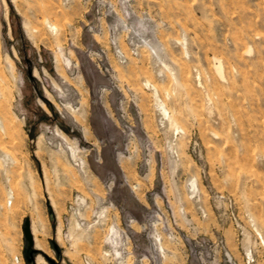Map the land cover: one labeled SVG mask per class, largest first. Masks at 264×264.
<instances>
[{"label": "rangeland", "instance_id": "rangeland-1", "mask_svg": "<svg viewBox=\"0 0 264 264\" xmlns=\"http://www.w3.org/2000/svg\"><path fill=\"white\" fill-rule=\"evenodd\" d=\"M6 1L0 264H264V0Z\"/></svg>", "mask_w": 264, "mask_h": 264}, {"label": "bare ground", "instance_id": "bare-ground-1", "mask_svg": "<svg viewBox=\"0 0 264 264\" xmlns=\"http://www.w3.org/2000/svg\"><path fill=\"white\" fill-rule=\"evenodd\" d=\"M4 1V3H6V5H7V1L6 0H3ZM67 61V60H66ZM217 68H218V70H220V64L217 66ZM7 201H9V200H7ZM37 232V231H36ZM36 232H34L35 233V237H34V239H35V241H36V246L38 247V248H41L40 247V244H41V242H40V237L37 235V233ZM19 263H23V261L22 260H20L19 261Z\"/></svg>", "mask_w": 264, "mask_h": 264}, {"label": "water", "instance_id": "water-1", "mask_svg": "<svg viewBox=\"0 0 264 264\" xmlns=\"http://www.w3.org/2000/svg\"><path fill=\"white\" fill-rule=\"evenodd\" d=\"M24 231H25V235H26L27 239H29V240L32 239L33 233H32L31 226L29 225L28 222L26 223Z\"/></svg>", "mask_w": 264, "mask_h": 264}, {"label": "built area", "instance_id": "built-area-1", "mask_svg": "<svg viewBox=\"0 0 264 264\" xmlns=\"http://www.w3.org/2000/svg\"><path fill=\"white\" fill-rule=\"evenodd\" d=\"M11 193H12V192H11ZM10 196H12V195H10ZM9 201H10V203L12 202L11 200H9ZM22 259H23V258H22V257L20 258V256H16V257H15V261H16V262H19V261L22 260Z\"/></svg>", "mask_w": 264, "mask_h": 264}]
</instances>
